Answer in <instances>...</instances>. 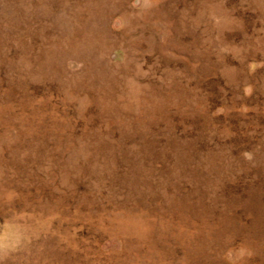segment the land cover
Masks as SVG:
<instances>
[{
    "label": "rangeland",
    "instance_id": "obj_1",
    "mask_svg": "<svg viewBox=\"0 0 264 264\" xmlns=\"http://www.w3.org/2000/svg\"><path fill=\"white\" fill-rule=\"evenodd\" d=\"M0 264H264V0H0Z\"/></svg>",
    "mask_w": 264,
    "mask_h": 264
}]
</instances>
